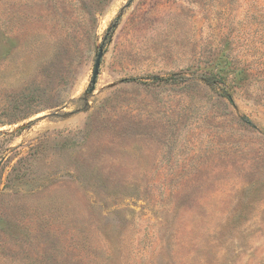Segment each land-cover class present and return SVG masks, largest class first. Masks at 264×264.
<instances>
[{
  "label": "rangeland",
  "instance_id": "rangeland-1",
  "mask_svg": "<svg viewBox=\"0 0 264 264\" xmlns=\"http://www.w3.org/2000/svg\"><path fill=\"white\" fill-rule=\"evenodd\" d=\"M0 264H264V0H0Z\"/></svg>",
  "mask_w": 264,
  "mask_h": 264
},
{
  "label": "water",
  "instance_id": "water-1",
  "mask_svg": "<svg viewBox=\"0 0 264 264\" xmlns=\"http://www.w3.org/2000/svg\"><path fill=\"white\" fill-rule=\"evenodd\" d=\"M112 26L113 25H111L110 27L107 28V32H109L111 30ZM103 43L104 42L101 43V46L99 47L98 52H97L96 57H95V60H94L92 76H91V80H90V83H91L90 90H91L92 86L94 85L95 80H96V76L98 74V68H99L100 60H101L102 53H103V50H102Z\"/></svg>",
  "mask_w": 264,
  "mask_h": 264
},
{
  "label": "trees",
  "instance_id": "trees-1",
  "mask_svg": "<svg viewBox=\"0 0 264 264\" xmlns=\"http://www.w3.org/2000/svg\"><path fill=\"white\" fill-rule=\"evenodd\" d=\"M201 80L208 86L211 87H217L218 84H220L221 79L219 77H216L215 75H206V76H202ZM224 96L226 98H228L229 100H231V96L229 95L228 92L224 93Z\"/></svg>",
  "mask_w": 264,
  "mask_h": 264
}]
</instances>
